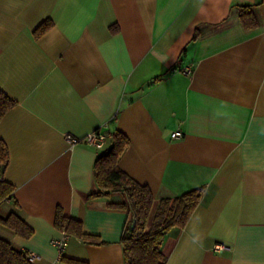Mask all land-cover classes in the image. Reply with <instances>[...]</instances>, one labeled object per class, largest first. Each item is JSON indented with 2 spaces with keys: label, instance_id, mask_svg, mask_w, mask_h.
Returning a JSON list of instances; mask_svg holds the SVG:
<instances>
[{
  "label": "crops",
  "instance_id": "crops-1",
  "mask_svg": "<svg viewBox=\"0 0 264 264\" xmlns=\"http://www.w3.org/2000/svg\"><path fill=\"white\" fill-rule=\"evenodd\" d=\"M0 90L16 101L0 121L15 188L0 208L33 230L0 237L32 264H69L50 242L57 208L100 240L70 236L65 259L123 264L130 217L107 204L126 196H98L93 176L116 131L130 140L120 168L154 197L146 230L162 198L203 188L164 237L166 264H264V0H0ZM93 130L101 149L64 137Z\"/></svg>",
  "mask_w": 264,
  "mask_h": 264
},
{
  "label": "trees",
  "instance_id": "trees-1",
  "mask_svg": "<svg viewBox=\"0 0 264 264\" xmlns=\"http://www.w3.org/2000/svg\"><path fill=\"white\" fill-rule=\"evenodd\" d=\"M240 21L247 30L257 27L256 16L249 6H239ZM51 22L46 20L34 34L37 37ZM16 101L0 90V121L4 115L15 106ZM129 138L122 132L112 134V145L103 154L99 155L93 166V176L99 189L98 196H109L111 193H123L124 202H109L107 207L126 211L129 222L121 237L123 264H166V257L161 247L165 235L174 227L182 228L188 222L194 209L199 204L203 188L188 190L182 194L162 198L157 206L154 218L148 230L146 222L153 203V194L145 184H140L125 173L119 166V160L129 146ZM9 161L7 146L0 139V207L12 200L14 185L2 177V173ZM17 207V203H14ZM0 224L15 235L29 238L33 230L23 221L15 210L7 215H0ZM55 227L69 236H75L89 243H100L97 236L87 234L82 229L79 220L66 217L61 208H57L54 219ZM69 264H87L80 260L65 259ZM0 264H32L29 254L25 250L15 248L11 242L0 237Z\"/></svg>",
  "mask_w": 264,
  "mask_h": 264
},
{
  "label": "built area",
  "instance_id": "built-area-1",
  "mask_svg": "<svg viewBox=\"0 0 264 264\" xmlns=\"http://www.w3.org/2000/svg\"><path fill=\"white\" fill-rule=\"evenodd\" d=\"M172 138H181L183 136V133L179 130H176L172 132L171 134ZM65 140L70 146H75L80 142H83L87 144L88 146H91L96 149H101L107 140V135L103 132H100L99 130H93L91 132H88L84 136H74L72 134H65ZM69 235L65 232H62V234L57 237L51 239V244L56 248L58 251L59 257L63 255V250L68 242ZM222 245L216 246V249H222ZM29 254V253H28ZM34 255L31 253L29 254V257H33Z\"/></svg>",
  "mask_w": 264,
  "mask_h": 264
},
{
  "label": "rangeland",
  "instance_id": "rangeland-1",
  "mask_svg": "<svg viewBox=\"0 0 264 264\" xmlns=\"http://www.w3.org/2000/svg\"><path fill=\"white\" fill-rule=\"evenodd\" d=\"M3 214V209L2 208H0V215H2Z\"/></svg>",
  "mask_w": 264,
  "mask_h": 264
}]
</instances>
